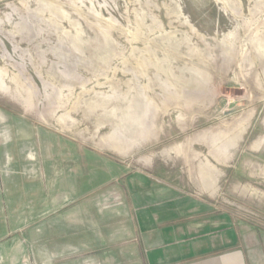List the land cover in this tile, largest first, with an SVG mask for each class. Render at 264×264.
I'll return each instance as SVG.
<instances>
[{"label":"rangeland","instance_id":"rangeland-1","mask_svg":"<svg viewBox=\"0 0 264 264\" xmlns=\"http://www.w3.org/2000/svg\"><path fill=\"white\" fill-rule=\"evenodd\" d=\"M120 183L264 235V0H0V264Z\"/></svg>","mask_w":264,"mask_h":264},{"label":"crops","instance_id":"crops-1","mask_svg":"<svg viewBox=\"0 0 264 264\" xmlns=\"http://www.w3.org/2000/svg\"><path fill=\"white\" fill-rule=\"evenodd\" d=\"M119 186L110 193L117 205L99 220L41 226L40 236L55 235V256H89L85 264H264V235L224 222L216 205L156 191L131 197ZM109 219L118 226L110 227Z\"/></svg>","mask_w":264,"mask_h":264}]
</instances>
